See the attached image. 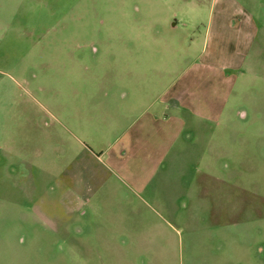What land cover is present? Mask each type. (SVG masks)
<instances>
[{"label": "rangeland", "instance_id": "obj_1", "mask_svg": "<svg viewBox=\"0 0 264 264\" xmlns=\"http://www.w3.org/2000/svg\"><path fill=\"white\" fill-rule=\"evenodd\" d=\"M211 4L0 0V264H200L254 221L264 250V46L250 86L204 92L221 119L160 100Z\"/></svg>", "mask_w": 264, "mask_h": 264}, {"label": "crops", "instance_id": "obj_2", "mask_svg": "<svg viewBox=\"0 0 264 264\" xmlns=\"http://www.w3.org/2000/svg\"><path fill=\"white\" fill-rule=\"evenodd\" d=\"M208 12L204 46L196 58L190 86L185 89H177V86L169 88L163 92L160 100L164 110L173 109L180 112L183 104L177 100L189 96L190 106L194 110L203 112L206 121H216L221 119L224 105H221L220 113L216 117L213 114L215 106L204 105L202 102L206 101V98H203L204 92L210 89L211 94H217L218 89L228 86L232 88L233 93L237 85L250 86L249 79L256 78L255 71L251 69L254 64L251 52L256 43L264 46V17L257 18L264 11L263 4L257 3L256 0H212ZM206 84L207 87L202 89ZM240 94H243V91L240 90ZM235 112L233 117L236 120L248 117L246 109H239L238 113L236 109ZM228 119L226 117L223 121ZM217 124H220V121ZM218 224H214L213 229L208 228V231L214 234V240L211 238L206 246L200 248V264H262L264 250L262 243L256 242L257 238L261 237L256 221L251 226L253 232L250 233L221 232L222 225Z\"/></svg>", "mask_w": 264, "mask_h": 264}]
</instances>
